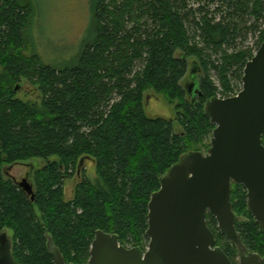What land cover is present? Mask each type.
<instances>
[{
	"label": "trees",
	"instance_id": "16d2710c",
	"mask_svg": "<svg viewBox=\"0 0 264 264\" xmlns=\"http://www.w3.org/2000/svg\"><path fill=\"white\" fill-rule=\"evenodd\" d=\"M36 9L33 0H0V235L13 232L12 254L22 264H54L49 240L66 262L85 264L97 230L144 249L162 178L211 145L216 125L206 103L241 90L246 63L264 42V0H93L90 35L62 65L24 54ZM249 35L254 46L245 45ZM190 58L205 73L195 102L183 82ZM22 79L39 86L40 107L17 97ZM149 89L178 103L181 130L146 113ZM85 157L95 161L96 178L84 176L67 200L65 182ZM31 159L46 161L34 171L33 199L5 174V166ZM232 203L243 247L208 213L216 244L234 264L244 249L264 257V228L243 184H232Z\"/></svg>",
	"mask_w": 264,
	"mask_h": 264
},
{
	"label": "water",
	"instance_id": "95a60500",
	"mask_svg": "<svg viewBox=\"0 0 264 264\" xmlns=\"http://www.w3.org/2000/svg\"><path fill=\"white\" fill-rule=\"evenodd\" d=\"M198 71L194 63L193 82L186 85L193 102L202 94ZM242 81L237 95L206 103L205 111L216 125L209 151L183 156L153 192L146 232L149 249L127 247L118 234L97 230L86 264H234L216 244L207 214L216 218L222 234L243 247L232 203V184H243L248 209L264 228V42L246 63ZM20 185L33 196L30 182L24 180ZM49 249L54 264H74L66 262L52 240ZM0 264H22L13 257L6 231L0 235ZM239 264H264V257L242 253Z\"/></svg>",
	"mask_w": 264,
	"mask_h": 264
},
{
	"label": "rangeland",
	"instance_id": "374dc122",
	"mask_svg": "<svg viewBox=\"0 0 264 264\" xmlns=\"http://www.w3.org/2000/svg\"><path fill=\"white\" fill-rule=\"evenodd\" d=\"M33 1H35L37 9L32 24L28 26L26 30L24 54L29 56L34 52H38L45 63L52 65L72 63L82 49L85 40L90 35L93 18V0ZM256 40V36L249 35L244 42L247 46H254ZM239 41L242 40L240 39ZM254 50L256 53L258 49L255 48ZM216 57L217 55H214V58ZM194 60L196 59H189V73L183 81L185 85L193 82L190 76V70ZM3 72L4 67L0 62V75H2ZM204 74L202 69L198 71L196 75L198 82L200 79L202 80ZM211 75L212 79L218 84L215 72H212ZM18 84L19 89L16 92L18 98L36 104L38 107L42 105L43 95L38 85H34L26 79H22L17 83L15 88ZM235 92L234 93L237 94L239 91ZM218 97H223V94H219ZM177 105V102L170 101L163 94L157 93L152 89L145 92L144 108L146 113L151 117H164L170 119L174 122L176 130H181L176 120L178 113ZM210 147H203L201 150L207 153ZM45 164L46 161L43 159H31L29 161L17 162L10 166H5V174L7 178L11 177L15 178L17 181H21L32 168L36 171ZM81 165L77 174L67 179L65 182V198L67 200L73 198L76 184L80 182L84 176L92 180L96 178V163L93 159L85 157ZM8 236L12 237L13 232L9 230ZM149 242L150 238L144 248L145 251L149 249ZM127 246L132 247L131 244ZM249 252L250 251L247 249H244V251L240 250V255L237 257L236 264H239L242 253L248 254Z\"/></svg>",
	"mask_w": 264,
	"mask_h": 264
},
{
	"label": "flooded vegetation",
	"instance_id": "af4514ba",
	"mask_svg": "<svg viewBox=\"0 0 264 264\" xmlns=\"http://www.w3.org/2000/svg\"><path fill=\"white\" fill-rule=\"evenodd\" d=\"M223 98V97H222ZM34 169L32 168L27 174H26V176L25 177H23L22 178V180L21 181H17L15 178H11L21 189H23L26 193H27V195H28V192L25 190V188L24 187H22L21 185H20V183L21 182H23L24 180H27L28 182H30L31 184H32V186H33V191H35V186H34V182H33V175H34ZM247 190V189H246ZM33 196H34V194H33ZM33 196H31V198L33 199ZM10 238V237H9Z\"/></svg>",
	"mask_w": 264,
	"mask_h": 264
},
{
	"label": "bare ground",
	"instance_id": "6f19581e",
	"mask_svg": "<svg viewBox=\"0 0 264 264\" xmlns=\"http://www.w3.org/2000/svg\"><path fill=\"white\" fill-rule=\"evenodd\" d=\"M80 164H81V163H80ZM80 164H79V165H80ZM81 166H82V165H81Z\"/></svg>",
	"mask_w": 264,
	"mask_h": 264
}]
</instances>
